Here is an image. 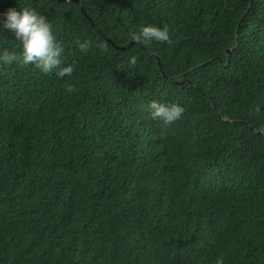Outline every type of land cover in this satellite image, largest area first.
<instances>
[{
    "label": "trees",
    "instance_id": "obj_1",
    "mask_svg": "<svg viewBox=\"0 0 264 264\" xmlns=\"http://www.w3.org/2000/svg\"><path fill=\"white\" fill-rule=\"evenodd\" d=\"M25 6L74 70L0 63V264H264V0Z\"/></svg>",
    "mask_w": 264,
    "mask_h": 264
},
{
    "label": "clouds",
    "instance_id": "obj_2",
    "mask_svg": "<svg viewBox=\"0 0 264 264\" xmlns=\"http://www.w3.org/2000/svg\"><path fill=\"white\" fill-rule=\"evenodd\" d=\"M0 21V31L8 30L14 39L19 42V52L0 50V63L10 65L17 62L21 65H32L42 73L48 74L58 69L55 74L58 77L70 76L74 70L72 64L61 67L63 48L53 33V26L49 19L31 7H10L3 14ZM133 40L148 44L151 42H168L169 31L167 27L146 24L139 28L138 33L131 37ZM82 52H86L90 45L85 39L78 42ZM136 58L131 57V63ZM148 108L153 118H158L165 125L171 124L181 118L184 107L178 103H163L152 101ZM215 264H224L222 257H217Z\"/></svg>",
    "mask_w": 264,
    "mask_h": 264
},
{
    "label": "water",
    "instance_id": "obj_3",
    "mask_svg": "<svg viewBox=\"0 0 264 264\" xmlns=\"http://www.w3.org/2000/svg\"><path fill=\"white\" fill-rule=\"evenodd\" d=\"M95 30L99 33V34H101L104 38H106L103 34H102V32L100 31V30H98V28H95ZM130 43H133V42H129L128 44H130ZM125 46H121L120 48L121 49H123Z\"/></svg>",
    "mask_w": 264,
    "mask_h": 264
}]
</instances>
